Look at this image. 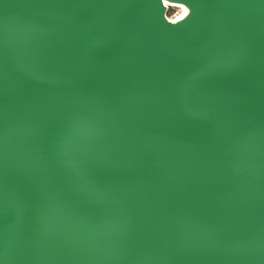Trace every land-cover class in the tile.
<instances>
[{"label": "water", "instance_id": "water-1", "mask_svg": "<svg viewBox=\"0 0 264 264\" xmlns=\"http://www.w3.org/2000/svg\"><path fill=\"white\" fill-rule=\"evenodd\" d=\"M0 264H264V0H0Z\"/></svg>", "mask_w": 264, "mask_h": 264}, {"label": "rangeland", "instance_id": "rangeland-1", "mask_svg": "<svg viewBox=\"0 0 264 264\" xmlns=\"http://www.w3.org/2000/svg\"><path fill=\"white\" fill-rule=\"evenodd\" d=\"M182 12L181 8L178 7H170L167 12V16L171 19L177 18Z\"/></svg>", "mask_w": 264, "mask_h": 264}, {"label": "bare ground", "instance_id": "bare-ground-1", "mask_svg": "<svg viewBox=\"0 0 264 264\" xmlns=\"http://www.w3.org/2000/svg\"><path fill=\"white\" fill-rule=\"evenodd\" d=\"M169 7H178V8H181L182 9V12L181 14L179 15L180 17L184 15V13L186 12L185 9L183 7H180V6H176V5H169Z\"/></svg>", "mask_w": 264, "mask_h": 264}, {"label": "built area", "instance_id": "built-area-1", "mask_svg": "<svg viewBox=\"0 0 264 264\" xmlns=\"http://www.w3.org/2000/svg\"><path fill=\"white\" fill-rule=\"evenodd\" d=\"M171 19V18H170Z\"/></svg>", "mask_w": 264, "mask_h": 264}]
</instances>
